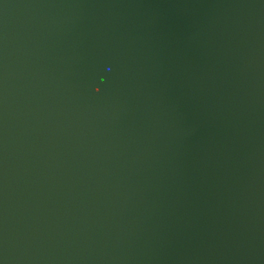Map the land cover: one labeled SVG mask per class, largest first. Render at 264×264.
Returning <instances> with one entry per match:
<instances>
[{
	"label": "water",
	"instance_id": "water-1",
	"mask_svg": "<svg viewBox=\"0 0 264 264\" xmlns=\"http://www.w3.org/2000/svg\"><path fill=\"white\" fill-rule=\"evenodd\" d=\"M0 264H264V0H0Z\"/></svg>",
	"mask_w": 264,
	"mask_h": 264
}]
</instances>
